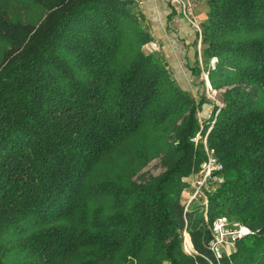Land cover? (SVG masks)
<instances>
[{"label":"trees","instance_id":"1","mask_svg":"<svg viewBox=\"0 0 264 264\" xmlns=\"http://www.w3.org/2000/svg\"><path fill=\"white\" fill-rule=\"evenodd\" d=\"M208 5L207 120L134 0H0V264H212L222 215L252 232L221 264H264V0ZM198 133L225 181L185 211Z\"/></svg>","mask_w":264,"mask_h":264},{"label":"built area","instance_id":"2","mask_svg":"<svg viewBox=\"0 0 264 264\" xmlns=\"http://www.w3.org/2000/svg\"><path fill=\"white\" fill-rule=\"evenodd\" d=\"M177 7L178 12L190 24L196 33V49L198 51V61L202 70V76L206 82L207 89L216 92L210 82L209 73L217 65V57H211L206 66L203 64L202 49H203V23L202 19L195 14V9L202 0H169ZM208 1V0H203ZM144 50L149 53H159L162 50L161 43L157 39H152L144 45ZM216 105L222 107V102L216 100ZM192 140L195 143L201 141L206 152V157L201 165L192 173L190 186L192 191L183 192L188 198L183 202L185 211L190 210L196 203H202L205 207L208 205V194L214 188L225 181L224 163L219 159L215 150L208 145V133L202 135L198 133ZM192 180V181H191ZM184 194V193H183ZM205 215L207 213L205 212ZM252 230L244 223L232 220L229 217L222 215L217 217L211 225V238L208 242V247L214 254L216 263L221 264V260L225 255H229L228 248L236 244L242 237L250 234ZM184 250L188 253L195 252L191 236L185 231Z\"/></svg>","mask_w":264,"mask_h":264},{"label":"rangeland","instance_id":"3","mask_svg":"<svg viewBox=\"0 0 264 264\" xmlns=\"http://www.w3.org/2000/svg\"><path fill=\"white\" fill-rule=\"evenodd\" d=\"M208 10H209L208 1L202 0V1H200L199 6L195 9V14L198 17H200L201 19H203L204 14L208 13ZM142 21H143L144 26H146L145 25L146 23H144L143 17H142ZM145 29L148 31L147 26ZM153 39H155V38H153ZM196 47L197 46L195 45L194 48L190 49L188 56L185 55L187 50H185V52L182 51V46L174 47L170 51L171 57L168 58V67L172 71L177 83L180 85V87L184 91H187L191 96L195 97V99L197 101L203 100L202 103L200 104L198 114L203 119L208 120V119H211V116H213V114H214V108L216 106V100H219L221 98L222 91L215 90L216 92H214L211 89H209V90L207 89L206 82L202 76V70L200 67V63L197 64V62H196L194 65V68H193V62H194L193 58H195V56H196V52H195ZM161 54L162 53L159 52V55H161ZM161 56L166 60V57L164 54H162ZM198 56H199V54L197 51V57ZM207 63L208 62H203V64L205 66ZM202 135H204V133ZM205 157H206V152H205ZM163 170H164V167H163L160 159H154L144 169V171H148L149 173L154 174V175L161 173ZM191 175H189L185 179L187 181H190V179L192 178ZM186 190L192 191L193 188H192V186H188ZM183 193H184L183 199L185 198V200H186L188 198V196L186 195L185 192H183ZM236 249L237 248H236V244H235L234 246L228 248V250H229L228 253H232Z\"/></svg>","mask_w":264,"mask_h":264},{"label":"crops","instance_id":"4","mask_svg":"<svg viewBox=\"0 0 264 264\" xmlns=\"http://www.w3.org/2000/svg\"><path fill=\"white\" fill-rule=\"evenodd\" d=\"M134 6L144 18L148 32L161 43V53L165 55L167 63L171 57L170 51L176 46H182L183 52L187 50L185 55H189L190 49L196 45V33L175 5L169 0H134ZM206 17L207 13L203 19ZM195 52L193 68L197 60V49Z\"/></svg>","mask_w":264,"mask_h":264}]
</instances>
